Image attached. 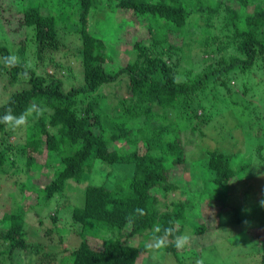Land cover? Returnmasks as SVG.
<instances>
[{
  "label": "trees",
  "instance_id": "1",
  "mask_svg": "<svg viewBox=\"0 0 264 264\" xmlns=\"http://www.w3.org/2000/svg\"><path fill=\"white\" fill-rule=\"evenodd\" d=\"M105 1L102 6L100 0H0V39L11 41V35L17 49L15 55L12 41L0 42V70L9 85L21 84L0 102V117L8 107L16 116L30 110L22 127L0 123V264H15L21 253L41 252V242L28 240L26 213L32 209L58 223L59 208L44 213V207L73 184H84L76 190L82 199L70 211L72 222L82 227L77 232L80 242L46 250L34 264H63V259L68 264H136L142 250L127 239L144 233L153 239L163 235L164 228L174 230L164 249L176 254L174 240L187 225L185 211L192 208L193 197L160 210L155 196L159 192L165 198L180 188L175 168L189 165L193 183L198 177L203 180L199 199L216 201L218 217L226 204L221 205L208 186L225 190L249 177V163L234 164L244 160L240 152L206 149L192 159L189 143L201 126L218 122L231 136L227 118H241L251 143L248 149L262 160L264 0ZM107 6L112 9L98 28L94 12ZM70 36L77 41V73L62 60L68 57ZM195 43L196 53L213 55L199 70L190 59ZM11 55L20 63L7 67L3 58ZM65 68L77 82L66 84L61 72ZM237 76H244L240 88ZM114 83L125 86L123 95L106 92ZM21 128L23 139L10 142ZM97 162L115 165L116 174L127 176L113 185L88 182ZM6 164L15 169L9 173ZM45 167H52L45 184L16 178L22 174L19 170ZM23 192L36 195V202H23ZM39 222L43 224L42 218ZM60 223L54 229L44 227L48 240L54 232L63 238ZM87 231L101 239L100 247L91 245ZM204 231L206 227L194 221L192 233ZM254 240L264 264V237ZM54 255L58 263L52 262Z\"/></svg>",
  "mask_w": 264,
  "mask_h": 264
},
{
  "label": "rangeland",
  "instance_id": "2",
  "mask_svg": "<svg viewBox=\"0 0 264 264\" xmlns=\"http://www.w3.org/2000/svg\"><path fill=\"white\" fill-rule=\"evenodd\" d=\"M100 2H102L103 6L106 1L100 0ZM111 9L112 7L107 6V8L97 9L94 12L93 20L96 22L98 28H103L104 25H102L101 21H103V18L110 13ZM127 15L130 16L129 14ZM8 38L13 42L8 41L12 43L10 45H13L11 46L13 54L17 55L16 44L12 40V36L8 35ZM8 38L7 40H9ZM67 40L70 41V44L66 46L68 50V57L62 58V60L64 62L67 61V63L71 65L73 71L77 73L79 71V63L75 55L77 41H74L72 36L68 37ZM0 42L3 44L8 43L5 39H0ZM196 43L198 44V42ZM196 43L192 46L190 59L193 61L194 67L199 70L202 63L207 62L209 57L212 58L213 55L211 56V54H209L205 57V54L196 53V46H198ZM209 50H212V48L210 47ZM69 52H72L73 55H69ZM55 57L58 59L61 57V54H55ZM45 69L49 72L53 71L51 66H46ZM61 72H63L67 85L70 82H77V79H74L72 75L68 73L66 68ZM255 74L259 75L258 72ZM236 79L237 88H240V85L244 82V76H237ZM18 86H21V84H17L15 86L9 85L7 82V75L2 74L0 70V102L4 101ZM106 89V92L110 91L117 93L118 97L123 95L126 90L125 86L119 83L110 84ZM233 96L234 95L231 94L228 97ZM250 100L254 103V99ZM110 102L117 103L112 99ZM261 103L264 104V100ZM227 121L229 122L227 126L232 129L231 136L230 131L225 133V129L221 131L218 128V122H213L216 127L214 125L201 126V132H197L194 137L195 141L189 143V153L192 155V159H194L199 155V152L201 154L205 153L206 149L219 148L220 150L229 152H240V154L244 157V160H237L236 163L234 161V164H236V167H239L241 165L240 163L250 164L246 168V172L249 175L248 179L240 181L238 184L230 186L225 190L221 188L218 189V187H215L213 184L208 186V188H210L209 193L212 196H216L221 205L224 202L226 204V207L221 206L223 209L225 208L223 216L220 215V217H218V209L220 205L217 204L216 201L211 202L212 200L210 197L206 199H199L198 190L200 192L202 191L204 187L203 180L198 177L196 183H193L189 173V165L176 167L174 172L178 176V180L175 178L173 179L178 181L180 188L171 191L165 198H163V195L159 192H156L155 196L159 199L158 205L160 210H165L171 207V202L176 200L186 201L188 200V197H193L190 201L192 208L185 211L187 225L181 235L187 236L189 238V243L183 248H177L176 254H174L166 252L165 249H150L148 245L153 242V239L150 238L147 233H144L141 236L130 237V239H127L126 242L139 246L142 250L136 264H260L259 260L262 251H259L258 245L255 243L256 240L254 239L257 238L261 240L264 237V207L260 204V201L264 200V148L261 152L262 160H260L256 150L253 149L250 151L248 149V147L251 146V143L242 131L244 123H242L243 121H241V118L238 119L235 117V119H230L228 117ZM234 123H237L236 125H241H239L240 127H235ZM253 133L254 131L252 134ZM226 135L229 136L225 137ZM221 136L226 139L218 140L221 139ZM23 137L24 133L21 128V130H17V134H14L9 138V141L15 143L18 140H22ZM249 139H251V136ZM248 155L250 156L249 158L247 157ZM45 160L46 159L41 156L39 162L43 163ZM19 167L21 169L23 164L20 163ZM51 168L52 167L47 169L45 167L44 169H41V171L31 169L28 172L23 171L24 169L19 170L18 173L22 174L16 178H23L27 182H37L39 185H42L48 181V178H46L45 175L48 174L47 172L48 170H51ZM114 168L115 165L103 167V164L99 162L94 163L92 170L93 173L89 176L87 181H91L92 183L107 182L109 185L116 184L117 181L124 179L127 175L124 173L116 174V172H114ZM14 169V165H5V170H9V173H11ZM108 176L111 177L108 178ZM72 187L73 188L66 189L65 192L59 196L60 200L59 198H56L50 206L48 205L44 207V213L48 210L50 212L51 210L55 211L57 207L59 208L57 212L58 220L61 221V227L58 228V232L63 236V238L59 240L58 234L54 232L51 238L52 241H50L44 234V227H52L51 229H54L56 226L59 227L58 223L60 221L53 224L49 217L45 214H40L38 216L32 209L27 211L26 228L29 231L28 240L30 242H41V245L44 248L37 254L31 252H26V254L21 253L19 257L16 258L15 264H34L39 257L42 256V254L45 255V253L42 252H46V250H53L54 252V249L56 248L62 250L67 245L74 246L80 242V236L78 238L77 232L81 230L82 227L80 224L72 222L70 219V211L73 209L74 205L76 206V202L79 199H82V193L76 190H82L84 188V184H73ZM23 193V195L21 193L23 202L29 204L36 202V195L29 192ZM62 203L64 204L62 205ZM0 214L2 216V212ZM39 218H42L43 224H40ZM194 221H197L199 224H203L206 227V231L202 232V234L192 233V225L194 224ZM91 233H93V231H87V234L92 237L91 245L95 248L100 247L101 239L95 238V236H92ZM102 235L105 236V238L109 237V233L106 232H103ZM48 257L49 256H46L45 258ZM51 259L52 262L55 260L58 263L59 258L57 256L54 255ZM62 262L63 264H68L66 263V259L65 262L64 259Z\"/></svg>",
  "mask_w": 264,
  "mask_h": 264
},
{
  "label": "clouds",
  "instance_id": "3",
  "mask_svg": "<svg viewBox=\"0 0 264 264\" xmlns=\"http://www.w3.org/2000/svg\"><path fill=\"white\" fill-rule=\"evenodd\" d=\"M3 61L5 66L7 67H14L20 63L19 58L15 55L4 57ZM29 112L30 110H26L24 113L16 116L13 114L12 108L8 107L5 110V114L0 117V123L5 124L10 129L22 127L27 123V116ZM39 114L40 110H37V115ZM260 204L262 207H264V200H261ZM137 211L141 210L138 209ZM160 231L161 228L159 225H157L155 228V232L159 233ZM173 231L174 230L172 228H164L163 235H154L153 242L149 244L148 247L153 250H162L166 248L169 244L168 237L173 235ZM174 243L177 248H183L189 243V238L187 236L175 237Z\"/></svg>",
  "mask_w": 264,
  "mask_h": 264
}]
</instances>
